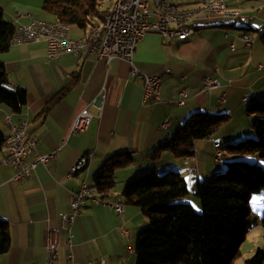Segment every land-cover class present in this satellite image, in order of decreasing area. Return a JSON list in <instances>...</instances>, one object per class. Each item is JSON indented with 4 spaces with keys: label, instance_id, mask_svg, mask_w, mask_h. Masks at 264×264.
Returning a JSON list of instances; mask_svg holds the SVG:
<instances>
[{
    "label": "crops",
    "instance_id": "crops-1",
    "mask_svg": "<svg viewBox=\"0 0 264 264\" xmlns=\"http://www.w3.org/2000/svg\"><path fill=\"white\" fill-rule=\"evenodd\" d=\"M166 1L183 8L200 4V0ZM225 2L250 18L226 21L216 16H199L192 22L194 32L187 39L166 43L156 33H147L141 39L133 56V68L161 77L162 99L155 103L142 101V81L130 77V65L118 58L106 63L92 55L77 57L69 52L48 59L42 39L10 45L0 53L9 85L23 87L27 96L18 113L0 105L2 132L8 133L5 116L13 123L27 121L28 134L39 142L26 162L32 161L35 153L49 152L62 138L64 141L57 154V167L52 162L37 164L29 178L15 180V169L0 163V221L6 222L9 234V247L0 253V264H46V239L56 229L60 213L69 212L70 192L82 180L93 184L101 163L118 152L130 151L132 161L114 170V189L103 198L100 194L104 204L87 200L68 229L60 230L57 257L52 264H136V255L129 247L134 248L136 233L147 221L137 206L123 201L121 191L128 181L149 169L155 168L158 173L178 171L191 191L192 196L188 195L186 201L195 209L200 208L193 195L197 182L224 166L221 164L229 156L224 144L252 134L251 119L246 114L248 102L243 97L264 99V0ZM42 4L43 0H0L4 17L15 26L29 21L22 16L24 13L53 20ZM241 25L255 28L247 32L250 45H245L240 37L246 32L237 28ZM87 30L70 33L69 26V36L79 39ZM259 64L263 68L258 70ZM205 76L217 80L219 86L203 91ZM63 86L68 87L65 95L44 116L35 118ZM180 89L188 92L183 105L178 104ZM220 97L224 100L219 101ZM83 108L91 114L88 127L68 134L72 118ZM194 112H224L230 119L210 137L196 140L192 157L177 158L169 151H163L156 160L147 157L158 142ZM165 119L169 125L162 127ZM216 145L223 151L220 162L214 159ZM6 154V148H2L0 157ZM82 155L87 157L85 166L65 177ZM54 173L60 177L58 183L53 179ZM117 200L123 204L121 216L112 207ZM258 211L250 210L251 215L260 217ZM255 235L249 252H241L233 264H244L255 249H264V230L259 224L244 233L239 249L249 236Z\"/></svg>",
    "mask_w": 264,
    "mask_h": 264
},
{
    "label": "trees",
    "instance_id": "trees-1",
    "mask_svg": "<svg viewBox=\"0 0 264 264\" xmlns=\"http://www.w3.org/2000/svg\"><path fill=\"white\" fill-rule=\"evenodd\" d=\"M101 0H43L42 8L53 20L87 30L103 18ZM231 24V23H225ZM15 25L8 21L0 6V53L10 47ZM249 32L255 28L241 25ZM262 37H264V30ZM61 87L36 114L44 116L67 92ZM26 90L11 86L0 61V105L18 113L26 104ZM246 114L252 119L250 136L223 145L228 156L224 172L197 182L193 193L200 209L186 201L190 190L178 171L158 173L155 168L128 181L121 195L127 204L137 206L147 220L138 229L134 253L136 264H233L240 255L239 244L244 233L256 224L264 230V215L256 217L245 208L250 197L264 189V99L251 100ZM230 119L228 113L194 112L147 155L156 160L163 151L177 158L194 155V144L205 139ZM4 133L0 129V151ZM254 135L253 137H251ZM251 158V160H250ZM132 161L130 151L118 152L105 159L93 178L102 198L115 187L114 170ZM197 210V211H196ZM9 234L5 221H0V253L8 250ZM244 264H264V249L257 248Z\"/></svg>",
    "mask_w": 264,
    "mask_h": 264
},
{
    "label": "built area",
    "instance_id": "built-area-1",
    "mask_svg": "<svg viewBox=\"0 0 264 264\" xmlns=\"http://www.w3.org/2000/svg\"><path fill=\"white\" fill-rule=\"evenodd\" d=\"M162 13L166 14V21H159L158 17L151 15L148 0H115L113 13L110 14L108 26L98 32V39L94 48L93 57L96 60L109 62L113 58H118L129 64L131 69L128 73L130 77L138 78L142 81V101L155 103L162 99L161 97V79L156 78V74H148L133 68V56L136 53L141 39L147 33H156L161 39L168 43L173 39H187L193 32L192 22L199 16H216L226 21H245L250 16L244 15L240 10L230 8L225 0H200L199 6L195 8H183L166 0H159ZM29 21L25 24H19L15 27L11 36V44H21L30 41H23V34L35 32V25H44L35 20L30 13L22 15ZM241 39L245 45H250V35L241 34ZM43 36H38V40ZM233 49V46L231 47ZM83 51V42L63 40V37L52 39L51 43H46V57L48 59H57L60 55L73 53L78 55ZM263 65H257V69H262ZM203 91L209 92L212 88L218 87L219 82L208 76L203 77ZM178 104L183 105L188 92L184 89L179 90ZM224 98L220 97L219 101ZM8 133L4 135L3 148H6L5 157H0V163L11 165L15 169L13 178L31 177V173L37 164H47L52 162L57 167V154L61 148V142H58L49 152L39 154L35 153L34 159L26 162L28 154L34 152L38 145V139L32 137L27 132V121L21 119L18 123H13L9 116L4 117ZM91 121V114L87 108L79 111L71 120L67 133H78L84 131ZM169 125V120L165 119L161 123L162 127ZM219 154L214 152L215 161L219 162ZM77 161L70 167L79 163ZM70 168L65 177H70ZM55 182L60 181L57 173L53 174ZM92 199L98 204L105 202L100 197L98 190L86 188L85 181L82 180L79 187L70 192V210L60 213L56 229L46 239V264H52L57 257V245L59 232L61 229H68V226L75 220L83 204ZM115 212L121 216L123 204L117 200L112 205ZM68 259L72 261V254ZM86 264H103L102 261H88Z\"/></svg>",
    "mask_w": 264,
    "mask_h": 264
},
{
    "label": "bare ground",
    "instance_id": "bare-ground-1",
    "mask_svg": "<svg viewBox=\"0 0 264 264\" xmlns=\"http://www.w3.org/2000/svg\"><path fill=\"white\" fill-rule=\"evenodd\" d=\"M114 4L115 0H102L99 4V8L104 12L103 18L95 22L92 26H90L85 35L79 39H72L69 36L70 25L67 23L56 20L46 21L43 19L35 18V20L39 21V23H43L44 25H35V32H31V34H23V41H38V36H43V40L45 41V43H51L52 39L63 37V40L83 42V51L80 52L77 57H83L88 55L93 56L96 40L98 39V32L108 26L110 14L113 13ZM148 6L150 7V12L152 16L158 17L159 21H166V14L162 13L159 0H148ZM242 34L249 35V33L247 32ZM156 78L161 79L158 74H156ZM250 99V96L243 97V101L245 102H249ZM215 151H217L219 154L220 162L223 158V151L220 149V147H217V145ZM86 162V155H82V159L79 160V163L75 164L72 168H70V176L74 175L77 171L81 170L85 166ZM85 185L87 189L97 190L94 184H88L85 181ZM129 251L134 252V248L129 247Z\"/></svg>",
    "mask_w": 264,
    "mask_h": 264
},
{
    "label": "rangeland",
    "instance_id": "rangeland-1",
    "mask_svg": "<svg viewBox=\"0 0 264 264\" xmlns=\"http://www.w3.org/2000/svg\"><path fill=\"white\" fill-rule=\"evenodd\" d=\"M102 1V0H101ZM100 1V2H101ZM263 30V29H262ZM261 30V31H262ZM77 32V33H82V30L80 29V28H78L77 26H75V25H70V33H72V32ZM260 31V32H261ZM252 33V35L254 36V31L253 32H251ZM249 118L251 119V117L249 116ZM252 122V119L249 121V124ZM253 134V133H252ZM254 135H252L251 137H253ZM228 160V159H227ZM250 160H251V158H250ZM225 160H223V162H222V164L221 165H224L222 168H221V170L220 171H218V172H224L225 171V169H226V166H225ZM261 164H262V166H263V168H264V161H261ZM191 192V191H190ZM190 195V194H189ZM193 195L198 199V197L193 193ZM190 196H192V195H190ZM253 197H257L258 198V200L254 203L253 202ZM198 201H199V199H198ZM264 204V189H262L259 193H255V194H253L252 196H251V199H250V203H246V206H245V208L247 209V208H250V210H259L258 212H259V214H260V216H262V215H264V212L262 211V205ZM259 206H261V208H259ZM197 211V210H196ZM201 211V208L198 210V212H200ZM263 212V213H262ZM147 221V220H146ZM148 223L146 222V224L145 225H147ZM255 232H253L252 233V235L254 234ZM256 234V233H255ZM256 237V235L254 236V237H248V239L247 240H245V245H243L242 246V249L240 250V253L242 252V253H248L249 252V249L252 247V241H253V239Z\"/></svg>",
    "mask_w": 264,
    "mask_h": 264
},
{
    "label": "snow or ice",
    "instance_id": "snow-or-ice-1",
    "mask_svg": "<svg viewBox=\"0 0 264 264\" xmlns=\"http://www.w3.org/2000/svg\"><path fill=\"white\" fill-rule=\"evenodd\" d=\"M258 200L257 197H253V202L255 203Z\"/></svg>",
    "mask_w": 264,
    "mask_h": 264
}]
</instances>
